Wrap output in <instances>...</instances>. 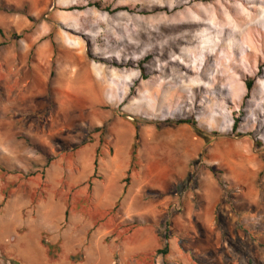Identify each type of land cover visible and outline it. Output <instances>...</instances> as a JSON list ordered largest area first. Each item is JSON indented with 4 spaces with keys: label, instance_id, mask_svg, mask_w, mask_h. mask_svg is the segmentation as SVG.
Returning a JSON list of instances; mask_svg holds the SVG:
<instances>
[{
    "label": "rangeland",
    "instance_id": "rangeland-1",
    "mask_svg": "<svg viewBox=\"0 0 264 264\" xmlns=\"http://www.w3.org/2000/svg\"><path fill=\"white\" fill-rule=\"evenodd\" d=\"M22 2L0 0V264H264V0Z\"/></svg>",
    "mask_w": 264,
    "mask_h": 264
},
{
    "label": "trees",
    "instance_id": "trees-1",
    "mask_svg": "<svg viewBox=\"0 0 264 264\" xmlns=\"http://www.w3.org/2000/svg\"><path fill=\"white\" fill-rule=\"evenodd\" d=\"M4 10H7V8H5ZM23 14H25V13H23ZM0 35L3 36V32L1 30H0ZM248 90H252V85L251 84L248 85ZM178 124L179 125L190 124L192 126H195V123L193 121H190V120L180 121V122H178ZM234 127L237 128V123L235 124ZM96 131H99V130H96ZM139 142H140V134H139V132L137 130L136 135H135V144H134L133 152H132V163L133 164L136 162L137 153H138V149H139ZM98 158H102V156L100 155V147L96 151V160H95V163H94L95 168L98 167ZM164 253H166V252H164Z\"/></svg>",
    "mask_w": 264,
    "mask_h": 264
},
{
    "label": "bare ground",
    "instance_id": "bare-ground-1",
    "mask_svg": "<svg viewBox=\"0 0 264 264\" xmlns=\"http://www.w3.org/2000/svg\"><path fill=\"white\" fill-rule=\"evenodd\" d=\"M222 12H224V11H222ZM244 13H245V11H244ZM224 14L226 15V16H225V15L223 16V20H225L224 24L226 23V25H227V23H230L231 25H238V24H235V23H234L233 19H229V18H228V14H227L226 11L224 12ZM246 15H247V14H246ZM246 15H244L245 17H240V18H238V19H241V21H244L245 23H248V22H250L251 20H253L252 18L249 19L248 17H246ZM211 16H212V17H210V20H211V21H214V22L217 21L218 18L215 20L216 17H215L214 15H211ZM202 20H203V19H202ZM220 20H221V18H220ZM216 23H217V22H216ZM219 24H220V23H219ZM219 24H218V25H219ZM230 24H229V25H230ZM223 26H224V25H223Z\"/></svg>",
    "mask_w": 264,
    "mask_h": 264
},
{
    "label": "crops",
    "instance_id": "crops-1",
    "mask_svg": "<svg viewBox=\"0 0 264 264\" xmlns=\"http://www.w3.org/2000/svg\"><path fill=\"white\" fill-rule=\"evenodd\" d=\"M7 2L9 1V2H13V3H15L17 6H20L23 2H22V0L21 1H19V0H6ZM160 206L159 205H155V204H153V217L154 218H157V219H159L160 217H162V215L164 214V211H163V209H161V208H159Z\"/></svg>",
    "mask_w": 264,
    "mask_h": 264
}]
</instances>
